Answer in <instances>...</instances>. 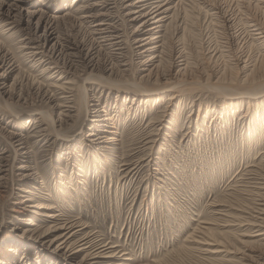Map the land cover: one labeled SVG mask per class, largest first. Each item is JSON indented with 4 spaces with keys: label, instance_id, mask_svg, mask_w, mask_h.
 <instances>
[{
    "label": "rangeland",
    "instance_id": "rangeland-1",
    "mask_svg": "<svg viewBox=\"0 0 264 264\" xmlns=\"http://www.w3.org/2000/svg\"><path fill=\"white\" fill-rule=\"evenodd\" d=\"M135 1L0 0V264H264V0Z\"/></svg>",
    "mask_w": 264,
    "mask_h": 264
},
{
    "label": "bare ground",
    "instance_id": "bare-ground-1",
    "mask_svg": "<svg viewBox=\"0 0 264 264\" xmlns=\"http://www.w3.org/2000/svg\"><path fill=\"white\" fill-rule=\"evenodd\" d=\"M75 1V0H74ZM104 1V0H103ZM108 1V0H107ZM114 1V0H113ZM117 1V0H116ZM151 1V0H150ZM101 2H102V0H101ZM106 2V1H105ZM136 3H138V6H135L136 7V9H131L132 10V12L131 13H133L134 14V17H132L131 18V21L132 20H136L139 16L140 17H145V16H147V15H151V19H153L152 20V22H154V24L152 25V26H150L149 27V29L150 30H153V29H155L156 27H158V26H160L159 24L157 25L155 22H159V18H157L156 16L158 15V13L160 12V11H158L159 10V7L158 8H156V9H154V10H151V12H149L148 14H146V12L143 14V12H142V7H143V5H145V4H147V0H137V1H135ZM152 2V1H151ZM164 2H166V1H164ZM124 3V2H123ZM150 3V2H149ZM127 4V3H126ZM164 4V3H163ZM94 5V4H93ZM101 5V4H100ZM130 5H131V3H130ZM162 5V4H161ZM17 6V5H16ZM132 6H134V5H132ZM157 6H159V5H157ZM163 6V5H162ZM125 7V6H124ZM145 7V6H144ZM83 8V7H82ZM86 8H87V6H86ZM122 8H123V6H122ZM130 9V8H129ZM149 9H150V7H149ZM83 10V9H82ZM124 10V9H123ZM161 10V9H160ZM164 10V9H163ZM166 10V9H165ZM126 11H128V10H126ZM149 11V10H148ZM169 11V10H168ZM163 12V11H162ZM126 13V12H125ZM130 13V12H129ZM169 13V12H168ZM2 14V13H1ZM81 15V14H80ZM87 15V14H86ZM90 15V14H89ZM106 15V14H105ZM165 15H167V14H165ZM6 16H7V18L8 19H13V18H15L16 17V19H13L12 21L14 22H16V21H18L19 23H23V22H25L26 23V25H27V27H29L30 26V23H31V21H32V19L35 17V15H33V13H29V12H25V14L23 13L21 16H19V15H17V14H15L14 12H12L10 9H7L6 10ZM17 16H19V18H17ZM83 16V15H82ZM85 16V15H84ZM109 16V15H108ZM111 16V15H110ZM91 17V16H90ZM86 18V17H85ZM88 18V17H87ZM147 18V17H146ZM145 18V19H146ZM149 18V17H148ZM147 18V19H148ZM155 18H157V19H155ZM167 18V17H166ZM107 19V18H106ZM139 19V18H138ZM78 20V19H77ZM86 20V19H85ZM104 20V19H103ZM102 20V21H103ZM128 20H129V18H128ZM164 20V19H163ZM162 20V21H163ZM11 21V20H10ZM11 21V22H12ZM81 21V20H80ZM140 21V20H139ZM233 21V20H232ZM40 22H41V18H38L37 19V26H39L40 25ZM108 22V21H107ZM143 22V21H142ZM141 22V23H142ZM99 23H101V22H99ZM112 23V22H111ZM150 23V22H149ZM98 24V23H97ZM143 24V23H142ZM99 25V24H98ZM107 25H108V23H107ZM109 25H110V23H109ZM112 25V24H111ZM141 25V24H140ZM139 25V26H140ZM148 25V24H147ZM259 25V24H258ZM100 26H101V24H100ZM22 27V26H21ZM96 27V26H95ZM137 27V26H136ZM148 27V26H147ZM96 28H98V27H96ZM100 28V27H99ZM98 28V29H99ZM91 29V28H90ZM113 29H115L114 27H113ZM137 29V28H136ZM135 29V30H136ZM97 30V29H96ZM103 30H104V28H103ZM44 32L42 33V35L41 36H43V38H44V40H45V42H47V41H51V40H53L55 37L52 35V33L53 32H50V31H48V26L46 27V26H44V30H43ZM106 31V30H105ZM105 31H103V33L105 32ZM112 31V30H111ZM96 32V31H95ZM94 32V33H95ZM134 32V31H133ZM151 32V31H150ZM162 32V31H161ZM97 33V32H96ZM109 33V32H108ZM116 33V32H115ZM114 33V34H115ZM157 33V32H156ZM100 34V33H99ZM102 34V33H101ZM110 34V33H109ZM144 34H146V33H144ZM150 34V33H149ZM155 34V33H154ZM159 34V33H158ZM131 35V34H130ZM134 35V34H133ZM114 36V35H113ZM112 35L110 36V37H113ZM38 37H40V36H38ZM104 37V36H103ZM260 37V36H259ZM30 38V37H29ZM106 38V37H105ZM117 38H118V36H117ZM122 38V37H121ZM142 38H144V37H142ZM147 38V37H146ZM149 38V37H148ZM151 38H156V36H154V37H151ZM114 39V38H113ZM137 39H139V38H137ZM109 40V39H108ZM107 40V41H108ZM116 40V39H115ZM114 40V41H115ZM145 40V38L144 39H140V41H141V43L140 44H138L139 46H143V45H147L146 44V42H143ZM134 41H135V39H134ZM137 41V40H136ZM150 41V40H149ZM32 42V41H31ZM34 42V41H33ZM102 42V41H101ZM119 42V41H118ZM120 42H122L123 43V41H120ZM138 42V41H137ZM150 42H152L153 43V41H150ZM29 43V42H28ZM147 43H148V41H147ZM25 44V43H24ZM108 44H109V42H108ZM32 45V44H31ZM38 45V44H37ZM53 45V44H52ZM56 44L54 43V46H55ZM110 45V44H109ZM114 45V44H113ZM120 45H121V43H120ZM34 46V45H33ZM99 46V45H98ZM117 46V45H116ZM119 46V45H118ZM118 46H117V49H118ZM24 47V46H23ZM31 47V46H30ZM29 47V48H30ZM35 47V46H34ZM76 47V46H75ZM134 47V46H133ZM145 47V46H144ZM27 48V47H26ZM121 48V47H120ZM139 48H141V47H139ZM155 48V47H154ZM40 49V48H39ZM53 49H54V47H53ZM60 49H61V47H60ZM148 49V48H147ZM51 50V49H50ZM56 50V52H57V49H55ZM120 50V49H119ZM134 50V49H133ZM138 50V49H137ZM143 50V49H142ZM40 51V50H39ZM60 51V50H59ZM136 51V50H135ZM38 52V51H37ZM36 52V53H37ZM42 52V51H41ZM45 52H46V50H45ZM34 54V53H33ZM54 54V53H53ZM42 55V54H41ZM71 55V54H70ZM75 55V54H74ZM73 56V55H72ZM40 57V56H39ZM66 57V56H65ZM78 57V56H77ZM46 58V57H45ZM53 58V57H52ZM52 58H50L49 57V59H52ZM55 58V57H54ZM53 58V59H54ZM68 58V57H67ZM56 59V58H55ZM64 59V58H63ZM161 59V58H160ZM46 60V59H45ZM70 60H71V58H70ZM68 62V61H67ZM185 64V63H184ZM48 65V64H47ZM57 65V64H56ZM187 65H185V67H186ZM51 68V67H50ZM45 69V68H44ZM53 70V69H52ZM57 70V69H56ZM59 70V69H58ZM59 73V72H58ZM57 74V73H56ZM61 74V73H60ZM60 74H59V76H60ZM224 75V74H223ZM223 75H221V76H219L218 77V80H221V79H223ZM62 79V78H61ZM224 80V79H223ZM57 82V81H56ZM68 82V81H67ZM56 85V84H55ZM65 85H66V83H65ZM54 86V85H53ZM134 86V85H133ZM175 87V86H174ZM135 88H138V89H141L139 86L138 87H135ZM134 88V89H135ZM70 89V88H69ZM66 91H67V89H66ZM69 91V90H68ZM138 91V90H137ZM141 90H139V92H140ZM71 92V91H70ZM124 92V91H123ZM142 92V91H141ZM69 94V93H68ZM252 94H255V93H252ZM173 97V96H172ZM172 97H169L168 96V98L170 99V98H172ZM66 98V97H65ZM176 98V97H175ZM251 98V97H250ZM84 100V99H83ZM171 100V99H170ZM248 101V100H247ZM169 102V101H168ZM250 104V103H249ZM167 106V105H166ZM248 106V105H247ZM226 108H229V107H226ZM225 108V109H226ZM93 111V110H92ZM90 112V111H89ZM95 112H97V111H95ZM232 112V111H231ZM97 115H98V113H97ZM49 117V116H48ZM103 118V117H102ZM243 118V117H242ZM99 119V118H98ZM105 119V118H104ZM107 119V118H106ZM105 119V120H106ZM94 121V120H93ZM151 121V120H150ZM149 121V123H152V122H150ZM154 121V120H153ZM105 123V122H104ZM153 126V125H152ZM95 127H102V125H98V124H95V126H93V129L89 132V133H87L88 134V136H95L96 134H95V132H94V130H97V131H99V129L98 128H95ZM255 129V128H254ZM253 129V130H254ZM255 130H257V129H255ZM253 136V135H252ZM97 138H94L95 140H97V143H103L104 142V140L102 139L101 140V138H102V136H99L98 137V135L96 136ZM20 139V138H19ZM90 141H93V139H91ZM107 142H109V141H107ZM20 144V143H19ZM101 148H102V146H101ZM26 151V150H25ZM24 151V152H25ZM27 152V151H26ZM22 155V154H21ZM26 155V154H25ZM24 156V155H23ZM22 156V157H23ZM5 157V156H4ZM24 157H26V156H24ZM1 158V157H0ZM3 159V158H2ZM261 162H263V160L261 161ZM24 165V164H23ZM1 166H5V165H1ZM24 168V167H23ZM5 171V170H4ZM26 176V175H25ZM30 176V175H29ZM28 176V177H29ZM27 178V177H26ZM263 185V184H262ZM255 187V186H254ZM261 188V187H260ZM26 192H28V191H26ZM26 198V197H25ZM34 205V204H33ZM36 207H38V208H43L42 206H38L37 204H36ZM37 208V209H38ZM49 208V207H48ZM53 209V208H52ZM56 211V210H55ZM263 211V210H262ZM53 212V211H52ZM52 212H49V213H47L46 215L44 214H42L43 216H45V217H51L52 219L53 218H56V215L55 214H53ZM261 212V211H260ZM44 213V212H43ZM36 214V213H35ZM57 219V218H56ZM54 221H56V220H54ZM70 221V220H69ZM49 222H52V221H49ZM64 222V221H63ZM68 222V221H67ZM227 222V221H226ZM62 223V222H61ZM59 223V222H55L54 223V225H52V226H49V227H47V228H45L42 232H40L39 233V237H46V235L49 233V232H51V231H54V230H64V231H66V232H59V234H57V236H54V238L52 239V237H51V241L50 242H52V243H55V242H58V244L55 246V249L57 248V250H59V249H61V248H64V250H65V252H68L67 253V255H65L66 253H63L67 258H69L70 259V257H71V259L72 258H74V257H76V255H78L79 253H81V252H84V255H83V257H82V260H83V263H85V264H105V263H102L101 262V260H100V258H102V260H103V258L105 259V258H107V259H109V258H115V257H117V254H114V253H111L112 251L111 250H108L107 248H106V246L105 247H102V246H100V245H96V244H94V242L93 241H91V240H89V238H88V236H86V235H81L80 237H78L77 239H75V240H70V238L73 236V235H76L77 233H79L78 232V230L79 229H81V228H77L76 229V227H77V225H75V223ZM78 223V222H77ZM207 223V222H206ZM207 224H209V223H207ZM227 224H229V223H227ZM226 224V225H227ZM264 224V223H263ZM29 225H31L32 227L34 226L35 228H34V231L36 230V229H38V226L36 225V223L33 221V220H31V222H29ZM49 224H47V226H48ZM255 225V224H254ZM259 225V224H258ZM262 225V224H261ZM80 226V225H79ZM260 226V225H259ZM82 227V226H81ZM73 229H75V230H73ZM83 229V228H82ZM199 229H200V227H199ZM198 229V230H199ZM40 230V229H39ZM197 231V230H196ZM200 231V230H199ZM202 231L203 232H205V234L208 236V235H211V232H210V227H209V225L205 228V226L202 228ZM198 232V231H197ZM89 233V232H88ZM200 233V232H199ZM202 235H204L203 233H201ZM257 234H261V233H257ZM51 235V234H50ZM88 235V234H87ZM91 235V234H90ZM205 235V236H206ZM196 236V235H195ZM91 237H92V235H91ZM191 237H193V235L191 236ZM198 238V237H197ZM207 238V237H206ZM50 239V238H49ZM201 239H203V238H201ZM209 239V238H208ZM207 239V240H208ZM196 240V239H195ZM210 240V239H209ZM199 240H197V242H198ZM212 241H214L213 239H212ZM202 242V241H201ZM203 242L205 243V241L203 240ZM210 242V241H209ZM215 242V241H214ZM214 242H211L212 244L214 243ZM207 244H209L210 245V243H207ZM215 244V243H214ZM216 244H218V243H216ZM212 247V246H211ZM210 247V248H211ZM206 251H209V250H206ZM215 251V250H214ZM210 252H212V251H210ZM125 254V253H124ZM121 255V254H120ZM121 258V257H120ZM119 258V259H120ZM119 259H116L115 261H111V262H109L110 264H124V261L125 260H119ZM123 259H125V258H123ZM128 259V258H127ZM107 261V260H106Z\"/></svg>",
    "mask_w": 264,
    "mask_h": 264
}]
</instances>
